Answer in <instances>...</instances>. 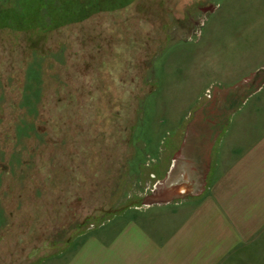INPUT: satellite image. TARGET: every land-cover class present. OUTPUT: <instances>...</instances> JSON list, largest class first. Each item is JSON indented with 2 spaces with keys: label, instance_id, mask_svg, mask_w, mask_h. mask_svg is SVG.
Listing matches in <instances>:
<instances>
[{
  "label": "rangeland",
  "instance_id": "rangeland-1",
  "mask_svg": "<svg viewBox=\"0 0 264 264\" xmlns=\"http://www.w3.org/2000/svg\"><path fill=\"white\" fill-rule=\"evenodd\" d=\"M0 264H264V0H0Z\"/></svg>",
  "mask_w": 264,
  "mask_h": 264
}]
</instances>
